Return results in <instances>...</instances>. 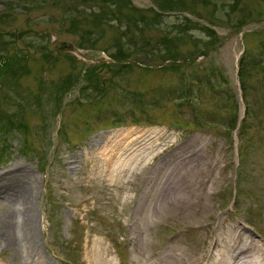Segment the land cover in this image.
I'll return each instance as SVG.
<instances>
[{
	"label": "rangeland",
	"instance_id": "374dc122",
	"mask_svg": "<svg viewBox=\"0 0 264 264\" xmlns=\"http://www.w3.org/2000/svg\"><path fill=\"white\" fill-rule=\"evenodd\" d=\"M111 1L0 0V123H23L0 173L30 176L36 242L8 241L1 184L0 264H132L144 239L194 246L206 209L264 242V0ZM196 161L213 162L211 193L141 234L142 187Z\"/></svg>",
	"mask_w": 264,
	"mask_h": 264
},
{
	"label": "bare ground",
	"instance_id": "6f19581e",
	"mask_svg": "<svg viewBox=\"0 0 264 264\" xmlns=\"http://www.w3.org/2000/svg\"><path fill=\"white\" fill-rule=\"evenodd\" d=\"M139 137L137 141L139 144L152 142L151 137L147 139L146 136ZM108 159L110 160V157ZM212 166V161L172 163L164 167V171L157 177H153L148 187H142L143 208L137 220L141 225L137 228L140 233L150 234L154 229L162 227L163 219L168 216L179 215L183 219L189 217L192 214L190 208L195 203L202 202L211 193L208 181L215 180L211 172ZM29 177L26 169L13 167L0 173V185L3 184L8 198H15L19 211L17 220L15 216L14 218L13 215L11 218L9 216L6 227L8 241L14 239L19 246L33 248L36 243L35 214L31 198L33 190L27 186ZM217 216L218 213L206 209L193 219L192 223L196 222V226L190 225L188 228L195 229L199 237H196L194 246L179 239L165 241L158 246L151 245L144 239L142 246L133 248L132 264H264V242L248 230L241 220L219 225L220 222L216 223L214 220ZM135 224L133 220L132 232H136ZM18 229L21 230L20 234L17 232ZM201 231L205 232L202 240ZM16 232L18 236L15 238ZM108 254L97 253L95 255L97 264H114L113 258L107 256Z\"/></svg>",
	"mask_w": 264,
	"mask_h": 264
},
{
	"label": "trees",
	"instance_id": "16d2710c",
	"mask_svg": "<svg viewBox=\"0 0 264 264\" xmlns=\"http://www.w3.org/2000/svg\"><path fill=\"white\" fill-rule=\"evenodd\" d=\"M111 3H113V1H111ZM127 3H128L127 0H115L113 4L119 5L120 7H122V6H125ZM101 9H103V8H101ZM244 58H245L244 55H242V57L239 60L240 61V70L239 71H240V75H241V82H242L243 88L245 89L247 87V82H246L247 71H245V70H246L248 64H246ZM251 63H252V61H251ZM255 63H258L257 59H254V61L251 65H253ZM18 72H19V70L12 68V72L9 76L16 75ZM69 86L70 85H67L63 88H68ZM97 88L101 89L100 86H97ZM1 111L2 110L0 107V112ZM232 122H233V120H232ZM22 124L23 123L17 124V121L14 120L12 117L9 120L7 119L6 123H4V124L0 123V139H3L1 137H4V138L9 137V133H11V131L14 130L15 128L19 130L20 126H22Z\"/></svg>",
	"mask_w": 264,
	"mask_h": 264
}]
</instances>
